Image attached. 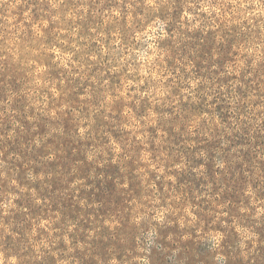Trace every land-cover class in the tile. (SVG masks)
Instances as JSON below:
<instances>
[{
	"label": "rangeland",
	"instance_id": "obj_1",
	"mask_svg": "<svg viewBox=\"0 0 264 264\" xmlns=\"http://www.w3.org/2000/svg\"><path fill=\"white\" fill-rule=\"evenodd\" d=\"M0 264H264V0H0Z\"/></svg>",
	"mask_w": 264,
	"mask_h": 264
}]
</instances>
